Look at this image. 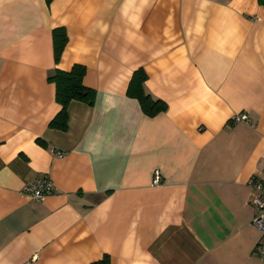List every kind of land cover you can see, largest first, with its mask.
Segmentation results:
<instances>
[{
	"label": "crops",
	"instance_id": "obj_1",
	"mask_svg": "<svg viewBox=\"0 0 264 264\" xmlns=\"http://www.w3.org/2000/svg\"><path fill=\"white\" fill-rule=\"evenodd\" d=\"M73 64L94 104L70 101L51 128L47 76ZM140 68L167 105L152 117L126 93ZM45 177L50 194L23 193ZM251 178L264 181V0H0V264H264Z\"/></svg>",
	"mask_w": 264,
	"mask_h": 264
},
{
	"label": "trees",
	"instance_id": "obj_2",
	"mask_svg": "<svg viewBox=\"0 0 264 264\" xmlns=\"http://www.w3.org/2000/svg\"><path fill=\"white\" fill-rule=\"evenodd\" d=\"M53 40V59L58 63L62 51L67 43V34L64 28L57 27L52 30ZM85 67L81 64H73L70 70L64 71L54 68L47 76V81L54 84L55 101L61 106L59 112L49 122V127L65 130L67 128L68 113L67 106L70 101L77 100L93 105L95 101V90L84 86L83 77L85 75ZM146 74L143 69L136 70L128 84L127 95L135 98L143 113L147 116H155L167 109L165 102L152 98L144 91L143 82ZM38 143L45 145L41 140ZM94 264H109L108 257L104 256L102 261Z\"/></svg>",
	"mask_w": 264,
	"mask_h": 264
},
{
	"label": "built area",
	"instance_id": "obj_3",
	"mask_svg": "<svg viewBox=\"0 0 264 264\" xmlns=\"http://www.w3.org/2000/svg\"><path fill=\"white\" fill-rule=\"evenodd\" d=\"M236 119H247V116L240 114L235 116ZM57 156L61 154L56 153ZM161 181V175L158 170L154 171L153 180L154 184H158ZM252 191L248 198V204L256 209V214L252 218V225L261 234V240L258 242L255 252L257 256L264 262V181L251 178L249 181ZM53 185L49 178H41L35 182L27 184L23 188V193L36 200L44 198L46 195L52 192Z\"/></svg>",
	"mask_w": 264,
	"mask_h": 264
}]
</instances>
